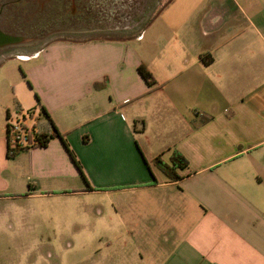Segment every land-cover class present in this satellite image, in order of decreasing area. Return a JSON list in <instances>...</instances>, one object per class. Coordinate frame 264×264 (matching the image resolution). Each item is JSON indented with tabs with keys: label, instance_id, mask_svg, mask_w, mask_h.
<instances>
[{
	"label": "crops",
	"instance_id": "0c3cea01",
	"mask_svg": "<svg viewBox=\"0 0 264 264\" xmlns=\"http://www.w3.org/2000/svg\"><path fill=\"white\" fill-rule=\"evenodd\" d=\"M43 107L82 171L58 136L8 157L7 115ZM174 150L179 180L155 163ZM90 191L110 207L69 264H264V0H165L132 35L0 52V202Z\"/></svg>",
	"mask_w": 264,
	"mask_h": 264
},
{
	"label": "rangeland",
	"instance_id": "374dc122",
	"mask_svg": "<svg viewBox=\"0 0 264 264\" xmlns=\"http://www.w3.org/2000/svg\"><path fill=\"white\" fill-rule=\"evenodd\" d=\"M164 1L158 0L154 11L146 17L142 14L139 18H132L128 32L110 33L107 30L89 36L132 35ZM39 47L20 50L29 53ZM84 180V189H90L88 179ZM14 201L0 202V264H69L76 261L75 257L79 256L78 242H91L96 226H99L93 213L96 206L102 203L104 207H110L106 196L97 195L94 191L74 200L41 197ZM77 210L92 215L80 216L73 212ZM68 242H72V249L67 247ZM89 250L83 249L84 258H89Z\"/></svg>",
	"mask_w": 264,
	"mask_h": 264
},
{
	"label": "flooded vegetation",
	"instance_id": "af4514ba",
	"mask_svg": "<svg viewBox=\"0 0 264 264\" xmlns=\"http://www.w3.org/2000/svg\"><path fill=\"white\" fill-rule=\"evenodd\" d=\"M157 1L0 0V52L43 46L53 39L90 37L102 31L128 32L131 19L151 14ZM5 34L17 40L10 42Z\"/></svg>",
	"mask_w": 264,
	"mask_h": 264
},
{
	"label": "built area",
	"instance_id": "2783aa9c",
	"mask_svg": "<svg viewBox=\"0 0 264 264\" xmlns=\"http://www.w3.org/2000/svg\"><path fill=\"white\" fill-rule=\"evenodd\" d=\"M29 110H17L7 118V139L12 149L33 150L41 145L43 135L49 134L42 129L44 115L40 111Z\"/></svg>",
	"mask_w": 264,
	"mask_h": 264
},
{
	"label": "trees",
	"instance_id": "16d2710c",
	"mask_svg": "<svg viewBox=\"0 0 264 264\" xmlns=\"http://www.w3.org/2000/svg\"><path fill=\"white\" fill-rule=\"evenodd\" d=\"M139 71H140L141 75L146 79V81L149 84H153L155 82V79H154L152 73L149 71V69L145 65H141L139 67ZM96 86L99 87L101 85L97 84ZM36 97H37V99H39V97L37 95H36ZM31 110H33V109H31ZM40 113L42 115H44L45 119H49V121L52 124V128H53V131L51 133L43 135V141L41 142V145L47 144L51 138H54L57 136L60 137L64 141V144L66 145L67 149L70 151L74 161L76 162L77 166L81 170V166H80L79 162L76 160L73 152L70 150L68 144L65 142L63 135L59 132L57 127L54 125L52 119L49 117V114L47 113V111L44 107L40 111ZM8 116H9V114L7 115V118H8ZM7 134H8V129H7ZM24 150L25 149H20V148L12 149L10 147V145L8 144V157L9 158L15 157L20 151H24ZM155 163L172 180L181 179L182 175L180 174L179 171L184 170L189 166V162H188L187 158L178 150L173 151L169 162L162 160L160 157H157L155 159ZM83 178L86 180V177L84 174H83Z\"/></svg>",
	"mask_w": 264,
	"mask_h": 264
},
{
	"label": "water",
	"instance_id": "95a60500",
	"mask_svg": "<svg viewBox=\"0 0 264 264\" xmlns=\"http://www.w3.org/2000/svg\"><path fill=\"white\" fill-rule=\"evenodd\" d=\"M1 31H0V35H1ZM4 38L8 41H11V40H17L16 37H13L11 34H5Z\"/></svg>",
	"mask_w": 264,
	"mask_h": 264
}]
</instances>
